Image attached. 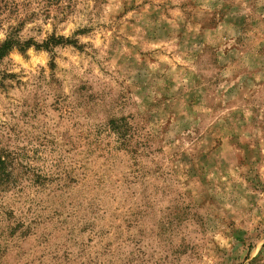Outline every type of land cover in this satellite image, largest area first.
I'll return each instance as SVG.
<instances>
[{
	"label": "rangeland",
	"instance_id": "1",
	"mask_svg": "<svg viewBox=\"0 0 264 264\" xmlns=\"http://www.w3.org/2000/svg\"><path fill=\"white\" fill-rule=\"evenodd\" d=\"M9 38L0 264H264V0H0Z\"/></svg>",
	"mask_w": 264,
	"mask_h": 264
},
{
	"label": "trees",
	"instance_id": "2",
	"mask_svg": "<svg viewBox=\"0 0 264 264\" xmlns=\"http://www.w3.org/2000/svg\"><path fill=\"white\" fill-rule=\"evenodd\" d=\"M63 39H57L54 42L57 44H60ZM50 42V40L46 41L45 43H43L42 45L33 43V46H35L36 49H40V48H48L47 45ZM19 48V51H25V49H27L29 47V43H17L16 41H14V39L9 38L7 41H5L1 46H0V59L5 56L8 52H10L13 48Z\"/></svg>",
	"mask_w": 264,
	"mask_h": 264
}]
</instances>
